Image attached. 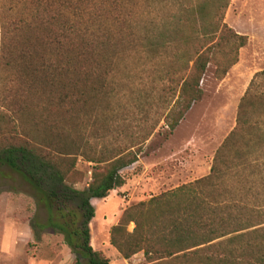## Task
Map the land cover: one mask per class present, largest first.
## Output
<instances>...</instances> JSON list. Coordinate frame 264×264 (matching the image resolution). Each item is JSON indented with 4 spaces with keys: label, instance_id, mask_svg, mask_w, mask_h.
<instances>
[{
    "label": "trees",
    "instance_id": "trees-1",
    "mask_svg": "<svg viewBox=\"0 0 264 264\" xmlns=\"http://www.w3.org/2000/svg\"><path fill=\"white\" fill-rule=\"evenodd\" d=\"M149 1L0 0V168L28 183L47 212L45 224L31 222L35 239L52 229L73 264H110L91 245V201L124 187L123 171L138 163L159 124L171 135L202 100L209 66L224 80L248 44L225 23L231 0H169L172 11L160 21L142 11ZM130 61L162 87L156 103L165 111L155 123L144 114L138 131L116 144ZM258 78L264 71L251 81L209 176L124 211L110 244L125 260L143 252L148 264H264V214L213 189L225 166L244 165L227 159L238 139L259 133L250 111ZM80 158L93 164L83 190L72 185Z\"/></svg>",
    "mask_w": 264,
    "mask_h": 264
},
{
    "label": "rangeland",
    "instance_id": "rangeland-1",
    "mask_svg": "<svg viewBox=\"0 0 264 264\" xmlns=\"http://www.w3.org/2000/svg\"><path fill=\"white\" fill-rule=\"evenodd\" d=\"M171 9L169 0H150L142 11L148 18L160 21ZM225 23L248 37L238 64L222 81L215 78V67L210 65L201 83L202 100L177 129L169 135L161 122L146 142L138 163L123 171L125 186L111 192L107 199L91 201L95 209L90 224L91 244L110 264H148L143 252L129 260L114 253L111 229L118 225L126 209L210 175L216 152L236 126L238 109L251 81L264 71V0H231ZM130 62L127 65L134 71V78L125 88V99L114 121V140H119L116 144H124L127 135L138 131L144 114L154 116L155 123L165 111L156 103L157 94L165 96L162 87L152 76L141 75L135 61ZM253 96L256 99L250 111L256 113L253 120L262 123L259 133H247L238 139L227 159L244 165L227 171L225 166L213 189L220 200L244 202L264 214V115H260L264 111V79L258 78ZM92 143L103 145L96 140ZM92 167L80 158L72 184L76 189L83 190L91 182ZM47 219L45 208L29 184L9 168L1 167L0 264H73L76 256L52 229L37 231L39 238L35 239L31 222L45 224ZM134 229L131 223L128 232Z\"/></svg>",
    "mask_w": 264,
    "mask_h": 264
},
{
    "label": "crops",
    "instance_id": "crops-1",
    "mask_svg": "<svg viewBox=\"0 0 264 264\" xmlns=\"http://www.w3.org/2000/svg\"><path fill=\"white\" fill-rule=\"evenodd\" d=\"M242 50V49H241ZM236 66V65H235ZM229 74V73H228ZM92 245V244H91ZM111 247H113V246H111ZM114 248V247H113ZM114 250L116 251V252H114V253H118V251L114 248ZM119 254V253H118Z\"/></svg>",
    "mask_w": 264,
    "mask_h": 264
}]
</instances>
